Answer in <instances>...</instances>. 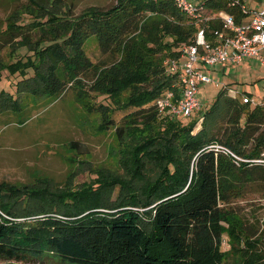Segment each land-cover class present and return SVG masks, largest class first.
I'll return each instance as SVG.
<instances>
[{
  "label": "trees",
  "instance_id": "obj_1",
  "mask_svg": "<svg viewBox=\"0 0 264 264\" xmlns=\"http://www.w3.org/2000/svg\"><path fill=\"white\" fill-rule=\"evenodd\" d=\"M204 1L213 9L227 4ZM229 12L239 19L237 9ZM14 20L4 22L1 42L26 52L24 60L0 66V80L3 69L22 77L14 94L0 92V112L18 110L14 96L23 92L59 96L76 88L103 96L110 103H97L105 117L102 128H113L119 139L131 132L139 137L134 155L147 158L144 147H149L157 160L149 166L154 178L146 186L113 181L119 184L114 201L108 199L111 181L98 178V172L76 191L27 190L1 182L4 264L45 259L54 264H264V232L247 227L242 218L239 222L230 207L249 186L264 192V100L251 107L224 87L201 111L196 132L192 119L162 121L155 99L175 82L165 62L197 31L172 0H115L74 17L49 13L38 21L39 33L30 22ZM89 37L106 57L101 63L85 53ZM114 105L133 109L120 125L108 117ZM16 195L28 196L25 209L12 201ZM235 221L244 236L223 252V224Z\"/></svg>",
  "mask_w": 264,
  "mask_h": 264
},
{
  "label": "rangeland",
  "instance_id": "obj_2",
  "mask_svg": "<svg viewBox=\"0 0 264 264\" xmlns=\"http://www.w3.org/2000/svg\"><path fill=\"white\" fill-rule=\"evenodd\" d=\"M114 2L115 0H0V33L4 29V22L10 24L16 18L30 22V27L39 33L41 24L38 21L45 20L49 13L74 17L91 7L108 8ZM150 47L155 48L156 44H150ZM84 50L93 63H101L106 59L94 37L86 39ZM25 52L24 48L14 50L3 45L0 39V66L7 67L17 63L19 59L24 60ZM250 59L244 62L246 64H238L236 67H229L227 63L211 67V81L198 85L196 97L199 107L190 117L173 120L197 121L194 128L196 132L200 128L201 111L209 107L219 89L225 87L230 94V84L224 83L225 81L232 82L237 88L240 101L243 102V96L250 97L248 103L251 107L263 102L264 98L257 97L264 94V79L254 82V76L259 72L264 74V64ZM21 78L19 74L11 75L3 69L0 92L14 94L15 84ZM128 94L125 91L120 98L125 102ZM14 98L17 99L15 104L18 110L9 108L0 112V183L25 187L27 190L76 191L90 183L98 172V178L105 177L106 181H111L109 184L113 188L108 199L114 201L119 184H114L113 181L121 180L129 186H146L154 178L149 166L156 163L152 162L157 160L155 151L144 147L148 150L147 158H137L134 155V142L139 137L134 139L128 131L119 139L113 128H102L105 117L98 112L97 103L109 104L108 98H94L76 88H68L59 96H36L23 92L16 94ZM132 111L133 109L123 110L114 105L113 112L108 117L113 118L115 125H120L124 116ZM161 117L162 121L170 120L168 117ZM27 198V195L18 198L16 195L12 201L15 204L20 201L18 204L25 209L27 205L24 202H27ZM230 207L238 215L239 222L242 218L247 227L254 226L264 232L263 191L249 186L242 197L231 202ZM236 224V221L223 224L225 231L221 251L229 252L230 241L244 236ZM45 260L11 263L54 264L52 260ZM4 263L0 259V264Z\"/></svg>",
  "mask_w": 264,
  "mask_h": 264
},
{
  "label": "built area",
  "instance_id": "obj_3",
  "mask_svg": "<svg viewBox=\"0 0 264 264\" xmlns=\"http://www.w3.org/2000/svg\"><path fill=\"white\" fill-rule=\"evenodd\" d=\"M172 2L197 31L192 42L180 45L177 57L165 62L175 82L155 99V104L161 116L169 119L190 117L199 107L198 85L211 81V67L238 65L244 58L264 64V9H248L239 0H227L223 9L210 8L204 0ZM230 9L238 10L239 19ZM242 100L248 102L251 98L243 96ZM214 148L229 152L219 145Z\"/></svg>",
  "mask_w": 264,
  "mask_h": 264
},
{
  "label": "crops",
  "instance_id": "obj_4",
  "mask_svg": "<svg viewBox=\"0 0 264 264\" xmlns=\"http://www.w3.org/2000/svg\"><path fill=\"white\" fill-rule=\"evenodd\" d=\"M239 1L242 5L246 6L248 9H264V0H239ZM247 60H251V59L250 58H244L240 64H246L244 62L245 61L247 62ZM229 67H236V66L235 65L230 66V64H229ZM222 71L224 73L225 69L223 68ZM254 79H255L254 82L256 80L264 79V74L262 72H259L256 76H254ZM224 83L230 84L229 86L231 88L229 87L230 88L229 91H230L231 96L237 97V93L240 94V92H238L237 88L232 85V82H226L225 81ZM259 97L264 98V94H259L257 98H259Z\"/></svg>",
  "mask_w": 264,
  "mask_h": 264
}]
</instances>
